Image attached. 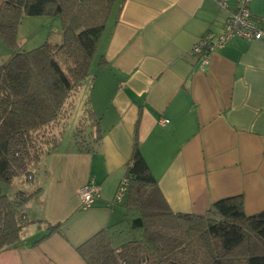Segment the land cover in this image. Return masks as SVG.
<instances>
[{"label": "crops", "instance_id": "obj_1", "mask_svg": "<svg viewBox=\"0 0 264 264\" xmlns=\"http://www.w3.org/2000/svg\"><path fill=\"white\" fill-rule=\"evenodd\" d=\"M116 7L98 46L106 63L91 76L97 107L107 97L95 116L100 139L90 152L57 145L33 169L30 225L18 246L0 252V264H84L75 248L120 217L113 199L134 143L172 212L202 215L235 196L247 215L264 210V39L233 38L202 69L191 49L206 33L221 34L227 15L213 0H117ZM249 8L264 30V0ZM89 183L99 197L82 209L78 190ZM56 224L58 233L32 246Z\"/></svg>", "mask_w": 264, "mask_h": 264}, {"label": "trees", "instance_id": "obj_2", "mask_svg": "<svg viewBox=\"0 0 264 264\" xmlns=\"http://www.w3.org/2000/svg\"><path fill=\"white\" fill-rule=\"evenodd\" d=\"M116 5L117 0H0V40L15 50L0 63L2 185L22 175L27 179L57 147L56 131L70 114L72 96L95 75L94 67L106 63L98 46L117 16ZM24 17L58 18L61 44L45 42L17 51ZM90 117L94 121L92 113ZM77 133L73 143L78 152L92 151L100 139L93 132ZM125 178L118 220L75 248L84 264H264V210L247 215L242 197L235 196L211 203L202 215L172 212L137 143ZM37 194H0V252L18 246L26 206ZM60 229L59 224L48 225L32 246Z\"/></svg>", "mask_w": 264, "mask_h": 264}, {"label": "rangeland", "instance_id": "obj_3", "mask_svg": "<svg viewBox=\"0 0 264 264\" xmlns=\"http://www.w3.org/2000/svg\"><path fill=\"white\" fill-rule=\"evenodd\" d=\"M17 36L19 41L17 51H30L45 42L51 45H59L62 42L61 24L58 18L24 17L19 26ZM13 53H15V50L7 49L0 40V63L7 61ZM94 72L97 75L96 77H98L99 73L96 72V70H94ZM96 100L97 82L96 79L89 76L72 96L70 114L65 123L56 131L60 150H71L75 148L73 139L74 135L77 133V128H79V133H77L78 136H86L91 132L95 134V127L92 126L95 123V119L93 121L90 114L92 113L94 118L95 116L98 117L103 108L104 100L107 102V97L106 99L102 98L101 104L98 107L96 105ZM80 123L83 125L81 126ZM31 172L34 177L32 181L31 175H29L27 179L25 175H22L13 178L10 186L0 183V194L13 197L17 192L29 193L35 190L38 175L35 170ZM116 207L113 218H117L119 214L117 210H120V208L118 206ZM26 212L28 213V221H26L24 228L30 225L29 210L26 209Z\"/></svg>", "mask_w": 264, "mask_h": 264}, {"label": "built area", "instance_id": "obj_4", "mask_svg": "<svg viewBox=\"0 0 264 264\" xmlns=\"http://www.w3.org/2000/svg\"><path fill=\"white\" fill-rule=\"evenodd\" d=\"M222 10L226 12L221 34L215 36L206 33L192 47L191 53L199 57V66L204 68L209 63L208 55L215 48L225 46L233 38L245 41L264 39V30H261L253 22L250 13L251 0H213ZM167 123L162 120V124ZM127 178L120 181L113 199V204H121L127 188ZM99 187L93 183L85 184L78 190V198L82 209H86L99 197Z\"/></svg>", "mask_w": 264, "mask_h": 264}]
</instances>
